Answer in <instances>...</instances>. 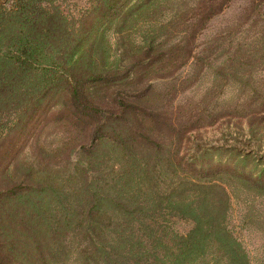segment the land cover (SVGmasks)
Instances as JSON below:
<instances>
[{"label":"trees","instance_id":"1","mask_svg":"<svg viewBox=\"0 0 264 264\" xmlns=\"http://www.w3.org/2000/svg\"><path fill=\"white\" fill-rule=\"evenodd\" d=\"M230 1L178 0L175 6L172 0H92L74 18L50 0H0V141L31 123L36 127L41 113L45 122L54 117L62 132L59 144L39 145L35 164L30 160L18 181L0 188L2 200L22 203L18 220L51 225L62 231V242L73 230L83 264H248L226 224L225 186L213 178L214 169L176 153L173 146L188 128L181 127L178 113L156 106L150 82L142 83L149 74H173L190 58L205 63L195 51L196 38ZM263 3L249 0L254 8ZM168 6L170 16L159 19ZM141 14L154 24L136 41L130 34ZM115 17L120 49L111 58L104 29L90 35L97 20ZM254 45L241 54L259 52V65L264 27ZM54 104L60 107L45 113ZM259 105L256 125L262 128L264 97ZM73 152L79 156L66 187L64 178L45 168L58 153L60 160ZM164 168L166 175L179 172L182 178L162 187ZM52 197L62 213L49 223L37 199ZM174 217L191 222L190 228L173 229ZM3 229L1 222L0 247L14 246ZM41 259L45 264L43 254ZM0 264L14 262L0 254Z\"/></svg>","mask_w":264,"mask_h":264},{"label":"rangeland","instance_id":"2","mask_svg":"<svg viewBox=\"0 0 264 264\" xmlns=\"http://www.w3.org/2000/svg\"><path fill=\"white\" fill-rule=\"evenodd\" d=\"M8 1L1 0L3 4ZM50 1L74 18L92 4V0ZM172 1L178 6V0ZM172 9L168 6L159 19L170 16ZM142 15L130 34L136 41H140L141 34L154 24L153 19ZM97 21L90 37L104 29L102 38L106 39L110 57L114 58L120 49L115 41L119 36L116 30L119 19ZM263 27L264 3L254 8L249 6V0H231L208 20L196 38L195 51L205 57V63L190 58L173 74L159 77L149 74L142 82H150V96L156 106L167 107L173 115L178 113V122H183L181 127L188 128L179 137L180 142L173 146L176 153L189 157L196 166L214 169L213 178L225 186L229 197L226 224L244 248L248 264H264V127L256 125L261 114L259 101L264 97V58L256 65L254 57H258L259 52L241 53L255 46ZM236 58L244 63L238 64ZM116 62L124 64L125 60ZM255 88L256 92L253 91ZM58 107L59 104L49 106L45 113ZM246 109H252V112L243 115ZM43 114H40L43 120L36 127L33 128L31 123L23 132L10 133L0 141V188L18 181L28 169L30 160L35 164L36 154L40 156L36 153L41 151L37 148L39 145L43 149V146L61 142L62 132L54 117L50 116L45 122ZM179 127L176 125L173 133L178 134ZM35 140H38L37 144ZM57 156L61 154L50 158L52 160L45 171H50L59 181L64 178L66 187H69L71 182L65 178L74 170L79 154L73 152L67 159L60 160ZM165 168L160 170L161 177H158L162 187L182 178L179 172L166 175ZM32 194L40 198L37 192ZM37 200L49 223L61 215L58 199L52 197L50 202L46 198ZM18 203L19 200L0 198V223L5 227L6 239L14 244L1 246L0 254L8 260L13 259L14 264H20V260L23 264H43L41 254L45 257V264H83L76 258L80 239L73 230L66 232L62 242V231H54L51 225L48 228L45 223L39 224L32 219L18 220L19 205L22 204ZM172 224L173 229L180 232L191 226V222L178 217H174Z\"/></svg>","mask_w":264,"mask_h":264}]
</instances>
